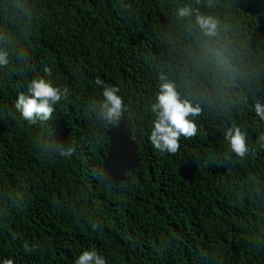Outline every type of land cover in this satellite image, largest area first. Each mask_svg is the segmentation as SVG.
<instances>
[{
  "label": "trees",
  "instance_id": "1",
  "mask_svg": "<svg viewBox=\"0 0 264 264\" xmlns=\"http://www.w3.org/2000/svg\"><path fill=\"white\" fill-rule=\"evenodd\" d=\"M0 0V29L30 50L27 71L0 68V262L74 264L95 250L107 264H264V0ZM191 4L220 21V37L235 52L223 92L201 94L185 78L186 25L179 6ZM130 5V7H125ZM47 64L54 84L71 90L43 128L14 108L30 79ZM106 84L120 88L129 111L118 127L101 128L84 108ZM161 78L204 109L199 134L181 138L175 155L149 141ZM248 132L249 152H230L224 131ZM134 134L135 140L132 139ZM54 135L76 152L41 161L37 137ZM104 168L107 183L92 169ZM19 195L23 209L14 203ZM99 210L94 230L60 205ZM38 243L27 252L22 245Z\"/></svg>",
  "mask_w": 264,
  "mask_h": 264
},
{
  "label": "clouds",
  "instance_id": "2",
  "mask_svg": "<svg viewBox=\"0 0 264 264\" xmlns=\"http://www.w3.org/2000/svg\"><path fill=\"white\" fill-rule=\"evenodd\" d=\"M200 4L201 0H195ZM207 6H213V0H208ZM12 7H22L17 3ZM130 7V5H125ZM179 18H193L190 25H186L188 60L182 71L185 78L197 82L201 87V94H217L223 92V86L231 74V59L235 52L221 40L220 21L217 17L202 13L199 8L191 4L179 6L176 10ZM15 64L21 71H27L30 64V50L15 46L14 36L7 29H0V68H8ZM42 75L34 76L27 84L26 91H20L14 102V108L22 121L30 126L41 128L48 126L56 112V106L68 102L71 90L67 86L57 85L48 79L53 75V69L45 64ZM95 85L102 88L99 99H92L84 108L85 115L93 119L101 128L118 127L121 119L129 111V105L120 95V88L109 85L99 76ZM152 115L149 141L160 154L175 155L180 151L181 138L191 140L200 131V125L195 119L202 115L204 109L200 102H193L192 98L182 94L173 80L161 78L158 84L154 102L150 104ZM254 112L264 121V103L254 102ZM224 137L230 152L238 157H245L249 152L248 132L238 124H230L224 131ZM132 139L135 140L134 134ZM34 147L41 161L52 163L58 159H70L76 149L67 147L54 135L37 137ZM257 143L264 147V132L257 136ZM92 176L101 183H107V173L104 168L92 169ZM23 198L17 195L14 203L20 209L25 207L21 203ZM60 205L77 218H83L96 230L99 226V210L91 211L78 208L77 204L60 198ZM23 249L35 252L40 248L38 243L29 245L24 241ZM0 264H14L12 258H3ZM74 264H107V260L95 250H84L75 259Z\"/></svg>",
  "mask_w": 264,
  "mask_h": 264
}]
</instances>
